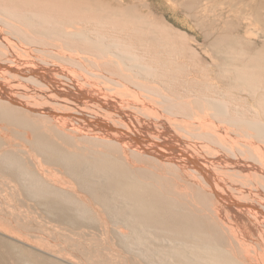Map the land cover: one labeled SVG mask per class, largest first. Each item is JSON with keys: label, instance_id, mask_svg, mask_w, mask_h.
I'll return each instance as SVG.
<instances>
[{"label": "rangeland", "instance_id": "374dc122", "mask_svg": "<svg viewBox=\"0 0 264 264\" xmlns=\"http://www.w3.org/2000/svg\"><path fill=\"white\" fill-rule=\"evenodd\" d=\"M7 1L11 0H0L3 6ZM118 1L129 7L134 14L145 16L165 29V35L172 43L161 45V43L154 42L152 45L149 44L148 47L139 41L133 43V50H137L136 53L141 55L142 64L150 69V73L148 72L146 77L139 75L141 79H125V73L115 72L110 66H106L99 55L98 57L97 54L89 50L84 51L83 48H79V50L84 55L87 54L88 59L82 60L83 62L79 60H67L66 62L72 69L75 70L76 68L74 74L97 73L96 77L110 85H130L129 87L132 86L140 92H147L152 98L155 96L158 100L160 97V113L155 112L157 115L155 113L153 115L156 119L153 117L152 120L158 122L161 120L164 124L170 118L173 121L175 119L174 123L181 126L172 129L176 132L181 129L180 134L188 135L187 137L193 139V142L208 143L209 149L210 147L211 149L215 148L212 147L214 143H219L216 148L223 149V153H225V148H221V146L226 147L225 144L229 146L242 143L240 148H243L242 151H246L245 146L248 148L255 143L256 140L250 138L251 132L237 128L241 126L238 121L240 122L244 118L247 120L253 119L255 112H253L252 105L255 102L248 94L240 91L237 86L236 73L231 70L242 67V60L257 53L264 45V0ZM2 4H0V12H3L1 10L4 8L1 7ZM9 17L14 18L15 16ZM10 18H4L2 21L0 19V25L3 26H0V37H8V39H4L7 46H4L5 42L0 44V62L6 64L20 63L23 60L20 61V58L24 55L23 58L27 56L24 58L26 62L37 61L39 64L58 62L59 64V60L55 62V59L56 56L63 54L64 47L57 43L50 42L51 44H49V42L47 43L41 39L36 40L35 35L29 31H22V34L18 27L19 32L13 31L16 27H12L13 30H11L9 28L10 24L12 26L16 24L9 23ZM108 19L118 23L115 17ZM81 23L77 24L80 29L88 28L91 32H95L92 30L95 27L94 24ZM108 27H104L100 35L105 33V36L108 35L107 37L112 38L113 32ZM6 30L13 32L14 35L8 36L11 33ZM26 32L33 36L28 38ZM1 34H4L5 37ZM91 35L97 37L98 33H91ZM220 35H229L232 39L237 37L241 41L234 39L236 44L233 42L234 45L220 48L215 43ZM9 38L12 46L8 43ZM19 38L21 39L20 42ZM34 39L36 41H33ZM238 43L239 45H237ZM15 44L18 46L15 47ZM141 47H143V50ZM146 48L147 50H145ZM21 49L26 52H22ZM60 49L62 52L59 51ZM27 52L29 56L25 54ZM8 53H14V55L11 54V56ZM20 53L21 55H19ZM30 54L33 56L30 57ZM16 55L21 57L17 58ZM50 55L55 59L52 56L54 60L50 59L51 57H48ZM15 57L18 60H14ZM96 60L99 62H96ZM66 63L63 62L60 65L64 64L63 66H66ZM254 68H256L255 71L258 70L260 73H264V56L262 62L255 65ZM78 79V82L83 81L81 77L80 80ZM257 83L264 87V76ZM193 97L198 98L197 100L210 98L220 99L223 102L227 101L225 104L229 108V116L233 119H230L229 124L224 125L222 123L225 121L224 118L213 119L209 115L213 111H208L200 105H195L198 111L192 112V106L187 100ZM0 103L16 117L12 118L9 114L8 117L0 115V264H29V262L30 264H68L64 261L65 258L73 259L76 264H80L79 261L81 264H85V261L86 264H173V258L169 253L170 245L162 240V237L166 234L162 231V228L151 227L143 234L144 227L131 218L130 210L122 207L114 192L100 188H95L93 192L83 190L81 184L84 179L72 174L71 171L66 169L65 165L57 163L58 155L39 149L34 142H29L27 133H32L34 139L33 129L31 127H20L21 124L14 120L17 118H23L32 125L38 128L41 127V131L50 130L51 134L54 130L59 131L62 137L69 138L74 144V147H71L66 143L65 138L63 140L59 135L52 134V139L64 148L70 150L82 148L84 149L83 152L90 156H94L99 151L107 152L114 158H118L128 168L140 169L145 171L148 176H156L155 182L162 187L164 194H169L180 202L189 203L188 207L192 210H203L200 213L201 215L207 214V211H204L207 208L206 202L214 205L217 210L222 211L225 215L224 219H226V226L221 227L222 229L219 228V234L216 237V243L222 246L220 248L225 249L223 255L226 252L234 261L248 262V254L245 249L231 240V229H234L237 234H240L238 235L240 237H238L239 242H243L241 240L243 238L245 240L247 234H249V238L252 240L246 238V241L249 240L248 242L255 246L256 252H262L264 256V250H262L264 249V233L252 223L249 216L241 211V208L230 202H222L206 186L203 177L195 174V172L193 173V170L187 169V172H185L171 163L157 159L153 155L139 153L135 149L123 148L110 140L97 141L88 136L86 137L84 134L66 128L49 116L32 112L26 107L13 105L8 101H0ZM165 108L168 115L163 112ZM161 109L163 110L161 111ZM204 115H208L207 118ZM198 121L200 122L198 123ZM208 127L209 130H207ZM210 127L212 128L210 129ZM221 130L229 131V136H225L224 134L227 133H222ZM245 132H248V134H245ZM212 135L218 138L214 139ZM220 137H223L224 140L220 141L223 139ZM239 137H242L243 141H238L237 138ZM233 138H235V141ZM247 139L249 142L245 141ZM215 140H218V142H215ZM231 141L234 144L230 143ZM11 146L13 148L10 149ZM248 154L246 151L244 155L249 158ZM196 175L198 178H196ZM98 179H94L93 182L95 183V180ZM90 182L93 184L92 181ZM54 187L63 189V192H55ZM68 197L71 198V203L66 202ZM123 221L124 223H122ZM205 229L207 232L212 233L208 227ZM260 231L263 236H261ZM123 233H129L128 237H125ZM209 239L214 243L215 234L212 233ZM198 241L192 242L195 247H189L194 249V252L201 250ZM67 248L68 250H66ZM76 248L79 253L81 252V256L77 255ZM182 250L186 251L184 248ZM73 254L76 257H73ZM54 255L55 258H53ZM81 257L84 262L80 260ZM262 262H264L263 258Z\"/></svg>", "mask_w": 264, "mask_h": 264}, {"label": "bare ground", "instance_id": "6f19581e", "mask_svg": "<svg viewBox=\"0 0 264 264\" xmlns=\"http://www.w3.org/2000/svg\"><path fill=\"white\" fill-rule=\"evenodd\" d=\"M0 4L2 3L0 2ZM4 5L2 4L1 6L4 8L1 9L3 12H0V19L2 21L4 18H10L9 16H15V19L13 17V19H9V23L16 24L14 26L12 24L8 25L11 30H13L12 27H18L21 33L22 31H29L35 35L36 40L41 39L47 43L49 42V44H51L50 42L59 44L64 47V52L61 54L62 56H56V59L52 56L53 53L48 56H52L55 62L59 60V64L58 62H56L57 64L54 62L51 64L48 62L39 64L37 61L26 62L24 58L27 56L23 58L24 55H22V58L16 55L17 58H20V61L23 59L20 63L6 64L0 62V101H8L13 105L26 107L35 113H43L66 128L97 141L110 140L123 148L135 149L139 153L153 155L157 159L171 163L185 172H187V169H191L193 173L195 172V174L203 177L199 176L204 179L203 181H205L206 186L222 202H230L241 208V211H244L249 216L252 223L264 233V89H262L264 87L257 83L264 76V73H260L258 70L255 71L256 68H254L255 65L262 62L264 45L254 55L244 58L241 62L242 67L231 70L236 73L237 86L240 91L248 94L255 102V105H252L253 112H255L253 119L247 120L244 118L240 122L238 121L241 126L237 127L241 128L242 131L247 130L251 132V137H248L256 140L255 143L251 141L253 144L248 148L244 147V144L242 145L247 149V153L250 154H248L249 158H247L244 155L246 151H242L243 148H240V144L242 143L229 146L225 144L224 146L226 147L221 146V148H225L226 150L223 153V149L216 148V146H219V143H214L212 147L215 148L211 149L210 147L209 149L208 143L193 142V139L191 140V138L187 137L188 135H181V129L178 130L179 132H176L172 128L180 127L181 125L174 123L176 121L174 118V121L170 118L164 124L161 120H159L160 122L157 120L153 121V114L155 112L160 113V97L157 100L155 96L152 98L147 92H140L132 86L129 87L130 85H110L106 81H102L99 77H96L97 73H92L93 75L88 72L83 73V75L74 74L76 68L74 70V68L72 69L66 63L67 60H79L83 62L82 60L88 59L87 54L84 55L79 50V48H83L84 51L89 50L97 54V56L99 55L106 66H110L115 72L125 73V79L127 80L139 79L140 76L146 77L150 69L145 64H142L141 55L136 53L137 50H133V43L139 41L146 44L147 47L154 42L161 43V45L172 43L165 35L166 30L157 25L153 20L134 14L129 7L123 5L118 0H11L7 1ZM112 17L117 18L118 23H116L117 21L113 22L111 19H108ZM81 22L94 24L95 27L92 30L95 32H91L88 28L80 29L77 24ZM8 26L6 27L8 28ZM104 27L112 30V38L107 37L108 35L105 36V33H102L104 35H100ZM16 28L13 31L17 32L18 28ZM6 31L8 32V30ZM9 32L11 33V31ZM12 33L8 34V36L14 35ZM30 33L26 34L28 38L29 36H33ZM91 33H98V36H93ZM4 39H8V37H0V44H2L1 42H5L4 46H7L5 45L7 42ZM35 39L33 41H36ZM234 39L229 35H220L215 43L220 48L223 46L227 47L233 44V42L236 44L238 38L236 37V41ZM20 41L21 39L19 38ZM238 41H241V39ZM10 42L11 39L8 43L10 44ZM16 44L15 47L19 45V43L18 45ZM10 45L12 46V44ZM61 49L59 51L62 52ZM141 49L143 50V47ZM149 50L151 49L149 48ZM28 52L25 54L29 56ZM140 52L142 53V51ZM148 53L150 54V51ZM16 57L14 60H18ZM52 57L50 59H53ZM63 62L64 64L66 63V66H63L64 64L60 65ZM80 77L83 80L80 81L82 83L77 81V78L80 80ZM110 80L112 79L110 78ZM197 99L193 97L187 100L192 106V112L198 111L195 105H200L204 106L208 111H213V113L209 112V115L213 119L224 118L225 121L222 122L224 125L229 124L230 119H233L229 116V108L225 104L227 101L223 102L220 99L210 98ZM163 112H166V108ZM156 113L155 115H157ZM8 114L12 118H16L12 115L13 113L9 112L6 107L1 106L0 103V115L8 117ZM192 114L195 115L194 113ZM204 116L207 118L208 115ZM20 119H14L21 124L20 127H31L33 129L31 130L33 131L34 139L32 133H27V140L34 142L39 149L58 155L57 163L65 165L66 169L71 171L72 174L84 179V182L81 184L83 190L93 192L95 188H100L114 192L122 207L130 210L132 214L131 218L144 227L143 234L151 227L162 228V231L166 232L162 240L164 243L170 245L169 253L173 258V264H248V262L250 264H260L262 258L264 259L263 253L261 252V254L258 251L261 254L259 255L254 249L255 246L249 243L248 239L246 241V238H249V234H247L248 236H246L245 240L244 238L241 240L243 242H239L240 237L238 235L240 234H237L234 229H231V240L245 249L248 254V262L234 261L229 253L226 254V252L223 255V250L225 249L220 248L222 246L216 243V237L219 234V228L222 229L221 227L226 226V219H224L225 215L222 211L217 210L214 205L206 202L207 208L204 211H207V214L201 215L200 213L203 210H192L188 207L189 203L180 202L175 200L171 195L164 194L162 187L158 186L155 182L156 176H148L145 171L140 169L128 168L118 158H114V156L107 152L99 151L94 156H90L84 153V149L82 148L74 150L64 148L52 139V134H57L64 140L65 137H62L59 131L54 130L52 134L50 130L41 131V127L38 128L29 123V121L23 118ZM199 127L201 126L199 125ZM220 128L218 129L220 130ZM207 130H209V127ZM223 131L221 130L220 132L227 134L229 132ZM212 133L214 132L212 131ZM216 133L215 136L218 134ZM227 134L224 135L229 136ZM245 134H248V132H245ZM242 137H239L240 139L237 138L238 141H243ZM213 138L217 139L218 137L215 138L213 136ZM233 139L235 141V138ZM218 140H215V142H218ZM222 140L224 138L220 141ZM228 140L230 141V139ZM65 141L69 146L74 147L69 138H65ZM245 141H248V139ZM230 143L234 144L232 141ZM11 148L13 147L11 146ZM94 179L98 180H95L94 183ZM94 184L98 186H93ZM54 189L57 193L63 192L61 188L54 187ZM107 191L104 192L106 193ZM105 193L104 195H106ZM66 202L71 203V198L68 197ZM206 227L209 228L213 235L215 234L214 243L209 239L212 233L207 232ZM261 231L260 234L263 236ZM128 234L123 233L125 237H128ZM195 241L199 242L198 245L201 246V250L194 252V249L191 248L194 246L192 242ZM182 248L186 251H183ZM96 249L98 250V247ZM80 253L77 251L78 256H81ZM73 257H76V255L74 256L73 254ZM53 258H55V255ZM80 260H83L82 257ZM64 261L68 264H76L71 258H65ZM79 263L81 264L80 261ZM84 263L86 264V261Z\"/></svg>", "mask_w": 264, "mask_h": 264}]
</instances>
